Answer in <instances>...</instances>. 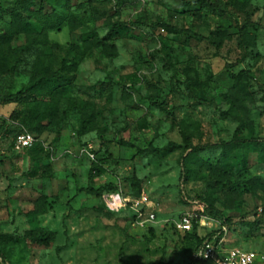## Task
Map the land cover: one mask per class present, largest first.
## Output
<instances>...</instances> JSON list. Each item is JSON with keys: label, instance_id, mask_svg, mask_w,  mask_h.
Instances as JSON below:
<instances>
[{"label": "rangeland", "instance_id": "obj_1", "mask_svg": "<svg viewBox=\"0 0 264 264\" xmlns=\"http://www.w3.org/2000/svg\"><path fill=\"white\" fill-rule=\"evenodd\" d=\"M117 1L70 0L81 6L71 12L82 17V25L71 31L64 24L48 32L55 70L72 44L81 46L92 35L102 37L109 30L107 21L124 23L111 41L114 56L102 48L86 55L81 50L67 54L76 70L52 117L45 114L48 98L28 90L15 96L31 77L38 47L19 55L14 74L0 69V234L12 236L10 241L0 239V264H187L192 240L172 228V221L184 213L194 214L196 221L205 217L204 229L195 222L199 235L221 221L228 228V246L264 254V190H255L251 182L256 177L264 183V157L251 151L242 163L241 152L231 150L218 164L226 172L224 185L216 186L206 169L221 158V142L235 135L264 138V0H239L235 5L210 0L217 8L196 0ZM44 2L64 14L54 0H34L35 8ZM12 5L13 0H0V33ZM94 7L102 12L98 19L92 15ZM246 12L251 14L253 24L247 31L255 36L254 43L238 40L233 28L244 23ZM161 24L186 31L168 34ZM24 42L21 35L10 46ZM4 60L0 67L9 69L16 56L7 50ZM227 62L231 72L247 69L251 76L252 125L241 130L220 115L228 108L223 96L232 84ZM128 75H135L137 82H126ZM173 80L184 82L192 93ZM155 103L171 111L174 124ZM140 117L145 118L144 129L138 127ZM84 122L91 130L78 138ZM180 126L199 147L185 161L184 174L187 150ZM23 130L43 142V152L13 151L14 135ZM168 143L178 147L164 149ZM144 148L160 151L135 154ZM91 162L106 169L92 187L112 185L100 198L75 194L88 185ZM132 174L140 180V195L154 205L156 222L150 228L134 225L133 199L139 197L128 181ZM106 195L113 198L111 203ZM41 196L45 205L37 212ZM211 198L227 223L206 213L204 203ZM39 229L53 232L52 242H32L27 232Z\"/></svg>", "mask_w": 264, "mask_h": 264}, {"label": "trees", "instance_id": "obj_2", "mask_svg": "<svg viewBox=\"0 0 264 264\" xmlns=\"http://www.w3.org/2000/svg\"><path fill=\"white\" fill-rule=\"evenodd\" d=\"M57 4H59L64 14H61L54 5L45 3L40 4L38 8H35L34 0H13V5L11 6L8 17L9 22L7 27L3 32L0 33V62L5 64L4 55L7 50H10L16 56V60L14 64L7 69L6 66L1 68L4 69L5 72L14 74L17 68V65L20 63L19 55L23 52H29L32 48L38 47L36 56L34 58L32 69H31V77L27 84L20 90L19 93L15 94L18 96L22 92L28 90L33 95L41 98L49 99V107L45 110V114L48 117H52L55 107L60 100V95L63 93L67 87L71 84V74H73L76 70V62L73 59L68 58L69 52L71 51H79L81 50V55L88 54L92 49L102 48L106 52L108 56H114L115 46L112 44V38L117 37L120 33V29L124 26L123 22L116 21L110 22L107 21V25L109 27L108 32L102 37H98L97 35H92L89 39H84L82 41L81 46L76 44H72L70 50H66V55L61 58L59 67L55 70H52V46L49 43L47 34L49 31L57 30L62 25L66 24L69 30L73 31L79 26L82 25L83 20L81 16L73 14L71 12L72 9L80 8V5H74L70 2V0H54ZM198 3H205L211 8H217L215 4H213L210 0H196ZM231 4L235 5L236 3H240L239 0H228ZM124 0H118L117 4L121 5ZM97 13V14H95ZM117 13V12H116ZM92 15L95 19L101 17L102 12L99 11L98 8H92ZM136 23V22H134ZM251 14L249 12L245 13V20L242 25L235 23L233 26L234 30L237 33L238 40L246 39V43H254L255 36L253 34L248 33L247 28L251 26ZM162 28L168 34H181L184 30L183 28H178L176 26L170 24H161ZM224 29L220 28V31ZM23 36L25 38L24 44L17 46L15 48H11V42L18 36ZM195 37L201 38V36L196 35ZM219 43H217V47H219ZM166 59H169L168 53L165 54ZM231 64L225 63V69L228 77L232 81L230 90L223 97L224 100L228 104V108L226 110L220 111V115L224 118H229L237 122V130H241L243 127H248L252 125V120L250 118V110L249 104L253 103V96L249 87V80L251 78L250 72L247 69H241L236 73L231 72L230 70ZM126 82H130L131 84H135L138 78L135 75H128L124 79ZM172 80V78H171ZM176 82L175 80H173ZM177 86L182 87L189 94L192 91L185 85L184 82L179 83L176 82ZM264 91V90H263ZM157 107L162 109V111L166 112L171 116L172 124H174V118L171 114V111H168L165 106L161 104L155 103ZM263 114H264V106H263ZM3 120L0 121V129L3 127ZM138 127L140 129H144L146 127L145 118L140 117L138 119ZM91 129L88 128L87 124L84 122L81 124L77 136L78 138L82 137L86 133H88ZM30 132V131H29ZM17 134V133H16ZM14 135V139L15 136ZM180 134L182 138V143L187 150L186 155L182 158V173L184 174L186 171L185 161L187 158L193 156L196 151L199 149L198 146H194L191 143L190 134L187 131L185 126H180ZM34 135V134H33ZM35 136V135H34ZM36 137V136H35ZM13 139V141H14ZM37 139V138H36ZM12 141V144H13ZM11 144V146H12ZM221 158L218 160L216 164H206V169L209 174L215 179L214 183L216 186L224 185L222 181L226 178V172L223 168L218 166L220 160H226L228 158L229 152L231 150H239L241 152V162L244 163L247 155L251 151H256L260 155L264 157V138L257 137H249L245 138L242 136L235 135L229 141L221 142ZM178 145L173 143H168L164 149L173 150L177 148ZM13 149V148H12ZM35 149L39 152H43V142L39 139L29 148L25 150ZM14 151V150H13ZM159 149H136L135 154L137 156L144 157L148 154H157L159 153ZM15 152V151H14ZM106 173V169L99 166L96 162H91L87 181L88 185L86 187L77 188L75 194H80L82 192L92 194L96 197H101L105 193H110L112 190V185L110 183H106L103 186L98 188H93L92 184L94 178ZM182 174V175H183ZM183 179V177H182ZM184 180V179H183ZM131 189L135 192V196L139 197L141 192L140 180L137 178L135 174H132L128 178ZM252 184L256 185L255 190H264V183L258 178H251ZM254 190V191H255ZM41 203L36 208L35 211H41L43 209L45 196H41ZM216 199L211 198L207 203H204V209L208 215L215 217L224 218V222L227 223L228 218H226L221 210H219L215 206ZM151 227V226H150ZM148 227V228H150ZM198 226L193 222L192 229L189 232H178L173 227V230L176 233H180L183 238H188L192 240L193 243V251L200 245L202 240L207 236L205 233L199 235ZM201 228V227H199ZM203 229V228H202ZM29 239L34 243H39L42 245H48V243L52 242L54 238V233L51 231H46L43 229H39L37 231L31 230L27 232ZM12 236L6 234H0V239L4 241H10ZM190 254V257H191ZM0 259L3 260V255L0 253ZM190 259V258H189ZM187 264H193L192 262H188Z\"/></svg>", "mask_w": 264, "mask_h": 264}, {"label": "built area", "instance_id": "obj_3", "mask_svg": "<svg viewBox=\"0 0 264 264\" xmlns=\"http://www.w3.org/2000/svg\"><path fill=\"white\" fill-rule=\"evenodd\" d=\"M1 121V119H0ZM37 141L36 137L29 131L23 130L16 134L12 144L15 152H21L31 147ZM107 196V195H106ZM112 198V197H111ZM109 195L107 202H112ZM134 206V225L141 229H146L156 222L155 208L147 196L141 194L139 198L133 199ZM205 217L200 216L196 221V216L192 213H184L172 221V227L181 233L189 232L193 222H197L199 227H206ZM213 222V220H211ZM218 226L213 230H208L207 235L200 245L193 251L189 262L193 264H253L254 261H263L264 254L256 253L252 250H245L238 247L227 245V226L219 221Z\"/></svg>", "mask_w": 264, "mask_h": 264}, {"label": "bare ground", "instance_id": "obj_4", "mask_svg": "<svg viewBox=\"0 0 264 264\" xmlns=\"http://www.w3.org/2000/svg\"><path fill=\"white\" fill-rule=\"evenodd\" d=\"M113 199V198H112ZM107 200H110L111 201V199H107ZM205 223V222H204Z\"/></svg>", "mask_w": 264, "mask_h": 264}, {"label": "crops", "instance_id": "obj_5", "mask_svg": "<svg viewBox=\"0 0 264 264\" xmlns=\"http://www.w3.org/2000/svg\"><path fill=\"white\" fill-rule=\"evenodd\" d=\"M188 262H189V260H188Z\"/></svg>", "mask_w": 264, "mask_h": 264}]
</instances>
